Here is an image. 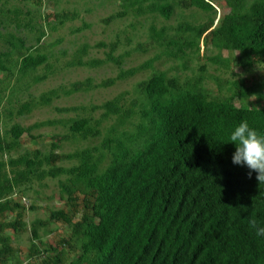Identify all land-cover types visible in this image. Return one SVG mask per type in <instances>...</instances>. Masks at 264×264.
<instances>
[{
	"label": "trees",
	"instance_id": "16d2710c",
	"mask_svg": "<svg viewBox=\"0 0 264 264\" xmlns=\"http://www.w3.org/2000/svg\"><path fill=\"white\" fill-rule=\"evenodd\" d=\"M122 1L123 10L105 19L107 24L129 14L135 18L158 14L170 19L180 7L196 8L208 15L200 24L180 23L171 39L167 38V27L152 25V40L168 47L164 53L183 60L192 54L200 56L203 41L221 55L236 53L245 69L258 62L264 65V0H225L228 11L219 17L213 0ZM22 14L19 8L8 12L0 9V41L8 48L0 53V72L5 73L0 79V107L8 90L9 102H13L18 91L12 85L14 79L22 87L21 81L42 66L48 71L34 76L35 83L45 81L53 72L50 55L41 43L46 32L40 29L36 43L28 46L27 38L12 28L11 23L18 30L22 26L35 29L32 20L22 25ZM55 16L56 25L63 26L78 15L63 12ZM9 26L12 31L1 33ZM118 45L99 43V48L109 47L110 51L105 59L91 61L84 59L90 49L85 45L68 66L120 64L114 56ZM171 47L176 52L171 53ZM139 49L145 51L143 46ZM158 59L123 70L99 86H112L133 77L152 68ZM210 60L231 68V60L223 56ZM207 70L204 64L197 78L185 84L166 72H155L138 85L139 93L130 103H125L122 94L93 107L94 113L104 110L99 118L47 120L27 128L14 124L5 134L0 131V217L15 215L13 221L0 223L1 264H21L18 258L12 262L16 249L4 234L6 229L18 233L25 227V207L11 196L22 187L35 183L46 186L47 179L62 176L66 177L62 188L70 191L66 203L71 213L60 209L53 211L49 219L69 225L71 234L55 247L48 245L40 250L33 245L28 264H64L71 253L77 258L69 264H264V237L257 236L250 224L254 219L264 225V183L260 184L257 173L249 175L250 169L233 163L235 146L228 140L231 130L244 119L264 132V83L218 79L216 94L211 96L203 85ZM92 87L88 79L69 89L51 90L37 100H17L13 106L18 108L16 111H0V123L29 115L36 106L50 105L61 94L70 96ZM251 98L257 103L247 102ZM105 122L110 126L100 146L57 154V141L47 154L38 148L19 157L11 156L21 147L22 139H38L32 134L36 129L60 124L70 132V137L63 140H88L102 136ZM63 160L78 163L64 167L59 165ZM77 212L81 217L75 222ZM38 224L46 225L43 221L33 224L36 239ZM42 255L45 257L37 263L35 256Z\"/></svg>",
	"mask_w": 264,
	"mask_h": 264
},
{
	"label": "rangeland",
	"instance_id": "374dc122",
	"mask_svg": "<svg viewBox=\"0 0 264 264\" xmlns=\"http://www.w3.org/2000/svg\"><path fill=\"white\" fill-rule=\"evenodd\" d=\"M122 0H0V9L8 12L14 11L15 8L22 10L21 15L22 25L33 21L34 30H30L22 26L17 29L13 23L12 28L20 36L27 38V45H34L36 37L39 35V30L43 29L46 36L42 40L43 51L50 55L49 63L51 71L49 77L40 83L33 81L34 76L43 75L47 72L46 66L40 69L29 77L21 81V86L13 80V84L18 88L13 102H9L11 90L5 92V98L0 107V111L13 110L18 108L13 107L19 102H23L29 97L35 100L39 99L44 93L54 89L65 88L69 89L72 84L77 82H85L88 79L92 80L94 87L88 91H80L70 96H61L55 99L50 105L36 106L32 113L20 118L13 117L10 120L0 123V131L5 134L14 124H19L25 128L36 123L54 120L61 121L76 117H94L99 118L104 110L93 112V107L101 106L107 101L113 100L116 97L123 96L125 103H130L138 92V85L148 80L155 72H166L168 77H175L180 84L197 78L201 66L206 64L208 70L203 81V85L211 96L216 94L218 79L235 80L244 79L248 84L264 83V65L258 62L251 69H245L240 66L237 55L229 54L228 52H219L212 47L211 44H201L200 56L188 55L186 59H179L176 55L164 53L167 51V46L158 45L151 37L150 27L153 25L158 29L163 27L168 28L167 38L171 39L175 36V29L180 23L192 22L195 24L203 23L207 20L208 15L196 8H177L175 14L170 19L153 14L140 18H135L133 14L126 17L115 19L107 24L105 19L121 12L124 8ZM214 8L219 17L223 12L228 11V6L225 0H213ZM63 12L76 13L78 16L73 21H68L63 26L56 25V14ZM132 23H136L135 27H131ZM88 27H85V26ZM57 26V27H56ZM56 27V29H54ZM82 29L81 31H78ZM12 31L10 26L7 30H1V33L6 34ZM118 42V49L114 52V56L120 59V64L112 62L95 68L90 67H70L68 63L78 56L79 51L85 46H89V52L84 58L85 60L105 59L110 51L109 47L99 48V43L111 44ZM144 47L145 51L139 49ZM8 48L0 41V53L6 52ZM171 53L176 52L174 47L170 48ZM190 53L189 50H186ZM231 60V68H224L220 64H214L210 59L218 56ZM159 56V59L154 63L152 68L139 72L133 77L125 80H118L114 85L108 87H100L99 85L108 79L116 78L121 71H126ZM185 64L186 66H183ZM5 77L4 72H0V79ZM17 78V76H16ZM217 78V79H216ZM11 85V86H12ZM225 96L228 95L224 91ZM239 100L236 103L239 104ZM247 102L257 103L256 98H251ZM262 106V105H261ZM73 108H78V111H71ZM69 111L65 112L64 110ZM110 124L104 125L102 136L81 140L78 138H70L63 140L65 136L70 137V132L67 127L60 124L54 126H46L36 129L32 134L38 139H22L21 147L17 152H13L12 157H19L27 151H34L40 148L43 153L47 154L52 149V144L60 142V148L55 152L57 154H69L78 150L100 146L106 137V131ZM63 140V141H62ZM7 160L8 156H4ZM76 160H63L59 165L64 167L75 166ZM66 181V177L62 176L59 179H47L44 185L38 183L31 187L25 186L21 190H17L11 198L15 202H21L24 207V222L25 227L20 232L16 233L13 229H6L5 235L11 238V245L16 249L15 255L12 257V262L20 259L21 264H28L30 259V250L33 245L38 246L40 250L48 245L57 246L61 238L69 237L71 227L60 222H50V215L53 211L64 209L71 213V208L66 203L69 189L66 191L62 188V184ZM33 207L34 210L31 208ZM81 213L77 212L74 221L80 220ZM15 219L13 213H7L0 217V223H9ZM38 221L46 223L45 226L38 224V239L32 234V226ZM65 246L64 248H66ZM45 256H35L37 263H40ZM77 258L76 253H71L64 264H69L72 259ZM1 264V262H0Z\"/></svg>",
	"mask_w": 264,
	"mask_h": 264
},
{
	"label": "clouds",
	"instance_id": "9594fccd",
	"mask_svg": "<svg viewBox=\"0 0 264 264\" xmlns=\"http://www.w3.org/2000/svg\"><path fill=\"white\" fill-rule=\"evenodd\" d=\"M228 140L235 146L233 163L246 166L252 172L257 173V179L264 183V132L250 126L247 119L240 121L231 130ZM257 236L264 237V225L257 220L250 221Z\"/></svg>",
	"mask_w": 264,
	"mask_h": 264
}]
</instances>
